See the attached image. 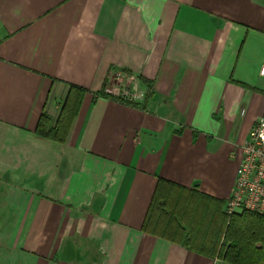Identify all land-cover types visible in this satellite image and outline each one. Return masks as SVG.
I'll list each match as a JSON object with an SVG mask.
<instances>
[{
    "label": "crops",
    "instance_id": "1",
    "mask_svg": "<svg viewBox=\"0 0 264 264\" xmlns=\"http://www.w3.org/2000/svg\"><path fill=\"white\" fill-rule=\"evenodd\" d=\"M262 65L264 0H0V264H223L141 226L158 179L230 196ZM114 72L145 100L98 96Z\"/></svg>",
    "mask_w": 264,
    "mask_h": 264
},
{
    "label": "trees",
    "instance_id": "2",
    "mask_svg": "<svg viewBox=\"0 0 264 264\" xmlns=\"http://www.w3.org/2000/svg\"><path fill=\"white\" fill-rule=\"evenodd\" d=\"M105 88L106 81L97 95L120 101ZM84 95L82 88L69 86L56 122L42 113L34 135L65 143ZM224 203L198 190L158 179L141 232L223 264H264V217L251 211L226 215Z\"/></svg>",
    "mask_w": 264,
    "mask_h": 264
},
{
    "label": "built area",
    "instance_id": "3",
    "mask_svg": "<svg viewBox=\"0 0 264 264\" xmlns=\"http://www.w3.org/2000/svg\"><path fill=\"white\" fill-rule=\"evenodd\" d=\"M258 76L264 81V65L259 68ZM108 79L114 81V85L110 83L107 91L115 94L121 102L130 105L145 100L146 93L140 89L138 79L132 81L133 76L114 72L109 74ZM240 150V164L231 194L225 200L224 212L232 215L251 211L264 217V118L255 121Z\"/></svg>",
    "mask_w": 264,
    "mask_h": 264
},
{
    "label": "rangeland",
    "instance_id": "4",
    "mask_svg": "<svg viewBox=\"0 0 264 264\" xmlns=\"http://www.w3.org/2000/svg\"><path fill=\"white\" fill-rule=\"evenodd\" d=\"M129 76H131V75H129ZM133 78H134L133 80L131 79L132 81H138V80H136L135 77H133ZM107 81H108L107 83H111V85H114V81H112L111 79H108ZM3 235H5V237H6V246H7V238H8L9 233L8 232L3 233L0 231V244L1 245L3 244ZM6 257H7V261L13 260V258H14V255L11 252V249H9V248H7Z\"/></svg>",
    "mask_w": 264,
    "mask_h": 264
}]
</instances>
